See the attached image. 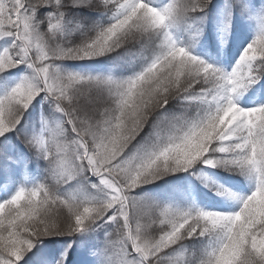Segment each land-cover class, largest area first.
Listing matches in <instances>:
<instances>
[{
  "label": "snow or ice",
  "instance_id": "snow-or-ice-1",
  "mask_svg": "<svg viewBox=\"0 0 264 264\" xmlns=\"http://www.w3.org/2000/svg\"><path fill=\"white\" fill-rule=\"evenodd\" d=\"M0 264H264V0H0Z\"/></svg>",
  "mask_w": 264,
  "mask_h": 264
}]
</instances>
